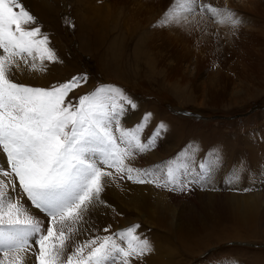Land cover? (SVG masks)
Instances as JSON below:
<instances>
[{
	"label": "rangeland",
	"instance_id": "obj_1",
	"mask_svg": "<svg viewBox=\"0 0 264 264\" xmlns=\"http://www.w3.org/2000/svg\"><path fill=\"white\" fill-rule=\"evenodd\" d=\"M95 1L97 0H59L55 7L53 18L47 22L39 21L40 19L32 14L41 28V33L48 37L49 44L47 46L54 50L56 58L51 61L48 59L40 60L38 53H35L34 57L29 56L27 53L22 54V57H15L14 64L9 66V78L12 80L17 79L14 82L18 83L21 75L17 74L16 67L19 66L17 63L21 62L26 65L28 62V64H31L30 61H34L36 57L39 58L40 64L43 62V66L40 65V68H28L27 66L26 69L30 71L29 74L31 73V69L35 73L32 79L36 81L31 84L24 83L26 86L51 88L70 80L72 77H87L86 82L81 81L79 87L68 94L66 103L68 100H71L73 105L77 104L80 96L87 94L90 90V93H92L101 85L114 86L123 90L125 94L136 101V104L140 101L138 102L139 108L133 111L134 114L129 113L121 120V126L131 127L134 122L139 121L145 112H151V121L144 132L140 134L142 143L147 144L150 151H155L162 147V143L168 142L172 146L171 151L165 155V159L163 160H166L165 162L170 166L173 164H184L188 169L187 171L181 169L178 173L180 178L178 180L184 184L183 187L186 184L184 182V180H187L186 176L189 179L188 181L192 180L194 183L192 184L194 188H190L186 184L188 188L186 190L185 186L183 191L179 188L172 190L174 185L171 183L167 187L157 186L160 191L162 190L161 193L168 196H163L159 199L155 191H153L154 195L152 191L147 190L150 196L155 199L151 203L146 201L144 204L142 202L137 203L141 208L142 206L144 208H159V206L160 208H164V205H170V207H165L172 208V213L167 211L169 217L171 215L174 216L172 220L170 219V222L173 224L175 220L174 224L190 225V229H187L190 231L189 237L191 238V234L193 233V238L187 239L186 247L190 254L183 250L184 248H182L178 239L173 236L172 239L168 238L166 248L168 251H173L174 255L172 253V257H170V254L165 251L160 254L161 258L168 261L171 259L172 263L174 262L173 264H222V262L228 261H235L236 264H264V234L262 231L250 237L244 231L242 233L243 228H239L238 225L236 226L235 220H231L232 217H230V220L224 219L225 208L218 199L221 193H230L233 189L229 184L231 179L228 176L231 167H244V171L241 172L239 177L240 184L244 187L249 186L250 190L260 191L259 194H262V203L258 211L259 219L257 218L258 222H256L260 225L263 223L264 228V171L259 177L257 174H254L255 161L248 149V146H252L250 144L253 141H264V1L255 0V3H253L254 0L249 1L250 10L245 7L238 14L243 27L250 31L251 29L256 30L255 36L252 33H247L246 35L242 32L240 34L243 37L237 39L236 47L231 48L233 46L228 44V36L223 35L224 32H216L218 35L213 34L211 39H214L215 42L211 44V47H213L212 51L215 53L210 51V55L206 57L208 60L205 59L206 61H203L205 63L203 66L207 70H205L204 76L199 81L192 79L187 70L183 68L177 69L176 63L169 66L173 57L171 51L177 47L181 48L183 46L182 43H185L184 39L173 30H167V32L162 30L163 33H160L161 35L157 34L156 39L155 32L158 31L159 33L162 29L158 24V20L154 18L150 19V15L148 17V15L140 14L139 12L133 15L129 9L135 5L127 4V7L114 13L111 21L106 26V40L98 51L92 35H86L82 30L84 26L83 20L92 21V18L95 22L96 19L99 21L100 13H97V8H100V6ZM211 1L216 2L218 0ZM231 1L235 6L238 4L235 2L236 0ZM18 2L20 3L21 0H18ZM220 4L223 6L225 3L221 0ZM109 5L112 7L111 2H109ZM257 6L259 7L257 8ZM24 7L30 13H33L25 4ZM235 16L233 19L237 18ZM219 26H222V24L213 22L209 30L213 31L214 28L217 29ZM242 26L238 25V28ZM25 27L28 28L31 25H25ZM241 29L239 28V32ZM257 33L258 36L256 38ZM224 36L227 38L223 39ZM118 39L120 43L114 44L113 42ZM110 47L124 49V53L119 60L120 62L117 63L115 55L110 54ZM224 51L229 52L225 55ZM178 52H181V50ZM170 55L171 57H169ZM222 55L225 56L223 57ZM164 56L168 57L167 61H164L166 60ZM172 69L177 70V73L172 72ZM214 71L221 73L219 77L221 79H215L213 83L208 84L207 82L212 77V74L215 73ZM29 74L27 76H30ZM194 74L195 72L192 71V75ZM53 76H56L57 79L52 78ZM50 80H53V85L47 84ZM205 82L207 84H203ZM160 121L166 124V129L160 137L154 143L145 140V137L149 136L153 127ZM113 133L119 137V131L115 125H113ZM167 134L171 135V140ZM121 147L127 146L121 143ZM214 151H219L224 163L222 168L214 171L215 181L209 184L212 178L209 179L207 174L200 176V173H196L197 170L200 172L203 170L195 165L200 162H207ZM132 152L133 148L131 149ZM97 154L96 156L99 157L100 154ZM141 154L143 153L141 152ZM129 158V160H132L129 163L136 165L135 160L132 157ZM247 160L249 162H246ZM188 161H191V163ZM3 162L4 156H0V164ZM137 166L144 169L146 165L142 166V164H138ZM149 168H146L147 174H144L145 172L137 173L138 178L145 180L146 175H149L153 180L155 179V185H162L166 182V177L160 176L155 167H153L154 170H150L151 168ZM262 169L264 170V168ZM220 170L222 171L220 172ZM141 175H144V177ZM135 179L137 181L140 180L133 178V181H136ZM128 180L132 182L131 179L127 178V182H129ZM150 182V180H147L145 183L149 184ZM145 183L137 185L141 186ZM151 184L153 183L151 182ZM213 186L215 187L213 188ZM218 186L221 187L219 188ZM190 189L194 191L191 192ZM138 190L141 191L140 189H136V191ZM213 190L214 192H212ZM217 192L219 194L216 196ZM212 193H215L213 194L214 196ZM18 198L23 204L27 201L22 194ZM142 199L144 200V196H142ZM29 210L32 215L41 213L33 206ZM37 218L43 224L49 223L44 218ZM144 220L145 218L143 220L139 218V220L133 223V225L141 224L136 233L142 234L140 235L142 239L144 237L148 240H153L152 238L156 236L154 235L156 234L154 230L155 222H151V220L147 223ZM210 226L215 230V234L222 235L220 238L225 236L228 231L237 228L242 235L239 233V235L235 236V238L240 237L239 239H235L234 237L223 238L222 242L217 237L208 238L211 234L208 235V230L205 229H210ZM152 231L154 234H152ZM113 236L116 237L115 234ZM91 237L92 235H89V238L77 240L78 245L90 240ZM35 239V236L31 237L30 243ZM32 246L33 251L30 253L31 263L38 264L36 259L38 245L32 244ZM151 248L155 253L154 243H151ZM71 251L68 248L65 257ZM12 257L13 253L10 252L8 259ZM0 259L7 258H4L3 254L0 253Z\"/></svg>",
	"mask_w": 264,
	"mask_h": 264
},
{
	"label": "snow or ice",
	"instance_id": "obj_2",
	"mask_svg": "<svg viewBox=\"0 0 264 264\" xmlns=\"http://www.w3.org/2000/svg\"><path fill=\"white\" fill-rule=\"evenodd\" d=\"M197 9L213 16L220 11L201 0H170L158 23L186 24L187 14H195ZM224 12L232 25L241 23L238 17L233 19L235 14L230 10ZM48 44L36 18L22 3L0 0V154H4L0 177L12 178L0 179V253L4 258L13 253L11 260L0 259V264H23L21 253L30 251L32 244L38 245V264H131L130 258L152 251L150 241L135 234L140 225L115 234L121 241L126 240V246L111 235L76 245L71 237L74 227L67 228L66 234L65 225L82 220L83 206L103 191L102 178L112 175L103 170L105 165L117 173L127 172L128 179H133V172L147 173L145 169L128 167L124 158L132 154V148L142 152L148 147L140 134L148 127L152 113L145 112L131 127H122L121 120L138 106L119 88L101 85L80 96L73 105L70 100L65 102L66 97L81 81L86 82V76L72 77L51 88L26 86L9 78V66L22 54L34 57L38 53L41 60H54V50ZM113 125L119 137L114 135ZM165 129L166 124L160 121L145 140L154 143ZM121 143L127 147H121ZM223 163L219 151H214L207 162L195 166L203 170L200 176L208 174L210 179ZM181 169L188 170L184 164L169 166L166 182L157 186L171 183L172 190L183 191L178 180ZM242 171V166L231 167L229 179L238 180ZM20 194L44 215L48 224L31 214L18 198ZM33 236L36 239L30 243ZM69 247L73 250L65 257Z\"/></svg>",
	"mask_w": 264,
	"mask_h": 264
},
{
	"label": "bare ground",
	"instance_id": "obj_3",
	"mask_svg": "<svg viewBox=\"0 0 264 264\" xmlns=\"http://www.w3.org/2000/svg\"><path fill=\"white\" fill-rule=\"evenodd\" d=\"M157 1L156 0H97V1H95V3L100 6V8H97V13H100L99 21L96 19V22H95L92 18H91L92 21L83 20L84 26L82 27V30L86 33V35H88V34H90V36L92 35V37L95 39L94 44L98 50L100 48V46L102 45V43H104L106 40V34H107L106 26L109 23V21H111L112 16L114 15L115 12H117L118 10H120L122 8L127 7V4L135 5L133 8L129 9L130 13H132L133 15L137 14L138 12L140 14L143 13V14L148 15V17L150 15V19L154 18V19H157L159 21L161 18L162 12L168 8L170 0H157ZM220 1L221 0H218L216 2H212L211 0H201V3L211 4L213 7L220 10L215 16H213V14H211L207 10H205L203 13H200L199 9H197V12L195 14H191V13L187 14V21L188 22L186 24H182L180 26H161L158 23L162 27V29L160 30L159 33H158V31H156L154 34L155 38L157 39V34L161 35L163 33L162 30H165L166 32H167V30H173L174 32H176L178 35H180L184 39L185 43H182L184 48H183V46H181V48L177 47L176 49L171 51L172 52L171 55L173 57L171 58V62L169 63V66L176 63L175 66H178L177 69L183 68V69L187 70V73L188 74L190 73L189 76L196 81L201 80L200 78L204 76V72H205V70H207L206 67L203 66V65H205V63H203V61L206 59V57L208 55H210L209 52L211 51L212 53H215L212 51L213 47H211V44L215 42L214 39L213 40L211 39L213 34L218 35V33H216V32H224L223 35L228 36V44L230 46H233L231 48H234V46L236 47L237 39H240V37H243V35L241 36L240 33L243 32L246 35H247V33L248 34L252 33V35L255 36L256 30H254V29L253 30L251 29V31L247 30L245 27L242 26L241 23L239 25H241L242 27H239V28H242V29L239 32L238 25H235V26L232 25L231 22L227 19L226 13L224 12L225 9L230 10L231 12H233L238 17L239 11H242L245 7L248 10H250V6H249L250 2L249 1H253V0H240V1L236 0L235 2L238 3L236 6L233 4V2L231 0H223V2L225 4L223 6H221ZM58 2H59V0H21L20 3H23V5L25 4L26 6H28L30 8V10L33 12L31 14H33L36 18L40 19L39 21L47 22L49 19L53 18V15L55 13V7L58 4ZM109 2H111L112 7L109 5ZM253 3H255V0L253 1ZM258 7L259 6H257V8ZM248 13H249V11H248ZM248 16H250V15H248ZM220 20H223V22L222 23L217 22ZM258 20H260V19H258ZM152 21L154 22V20H152ZM213 22H215L216 24H222V26H219L217 29L214 28L213 31H211V30H209V27L211 26V24ZM253 26H254V24H253ZM108 29H109V27H108ZM258 33L256 35V38L258 36ZM225 36L223 39L227 38ZM252 38H253V36H252ZM122 40H121V42H123ZM113 43L118 44V43H120V40L119 39L115 40ZM224 43H225V41H224ZM194 47H195V49H194ZM110 49H111L110 54L115 55L116 62L117 63L120 62L119 60L124 53V49L111 48V47H110ZM217 49H219V48H217ZM223 49H224V47H223ZM0 50H1V52H0V55H1V53L3 54V51H2V49H0ZM179 50H181V52H178ZM145 51H146V49H145ZM141 52L143 53V51H141ZM228 52L226 51L224 54L227 55ZM156 53L158 54V52H156ZM191 53H194V54H191ZM160 55H162V54L160 53ZM171 55L169 57H171ZM225 55H222V56L224 57ZM165 58H166V60H164V61H167L168 57H165ZM38 59L39 58L35 57L34 61L28 60V61H30L31 64H28V62H27L26 65L22 64L21 62L17 63V65H19L16 67L17 68V74L19 73L21 75V77L18 80V83H22V84L29 83V84H31V83L36 81L35 79H32L34 74H35L32 71V69H31V73L29 74L30 71L27 70L26 68H27V66H28V68L29 67L40 68V65H42L43 62L40 64L39 62L41 59L40 60H38ZM206 60H208V59H206ZM192 71L195 72L194 75H192ZM172 72L177 73V70L172 69ZM28 74L30 76H27ZM209 74H212V73H209ZM220 75H221V73L219 71L215 72L212 74V77L210 78V80L208 82L206 80V82L208 84L213 83L215 79H221V78H219ZM52 78L57 79L56 76H53ZM15 80H17V79H15ZM15 80H13V81H15ZM53 80H50V82H47V84H52ZM56 82H58V81H56ZM206 82L203 84H207ZM56 85H58V84H56ZM70 95H72V94H70ZM134 102H136V101L134 100ZM138 102H140V101H138ZM138 102H137V106H138L137 108H139ZM130 114L133 115L134 112L132 111V112H130ZM137 119H138V117H137ZM167 136L171 140V135L167 134ZM168 138H167V140H168ZM250 145H252V146H248V149L250 150V154L254 157V161H255L254 174H257V176L259 177V175L261 173H263V171H264L262 169V168H264L263 167L264 166L263 165L264 164V141L263 142H261V141H257V142L255 141L254 142L253 141L252 144H250ZM171 147L172 146L168 142L165 141V143H162V147L160 149L155 150V151H150L149 148L147 147L146 150L142 151L143 154H141V151H138V150L133 148L132 154L125 156L124 164L127 165L128 167L133 168V169H142V167L137 166L138 164H142V166L146 165L144 167V169H146L147 167H150L151 168V169L149 168L150 170H154L153 167H155V169H157L159 175L162 176L163 178H165L167 168L170 165H168V163L165 162L166 160L164 161L163 159H165V155L171 151ZM237 154H238V152H237ZM0 156H4V155L0 154ZM239 156H242V155H239ZM129 157H132L135 160L136 165L133 163L132 164L129 163V161H132V160H129L130 159ZM246 162H249V161L247 160ZM235 165H237V164H235ZM251 167H252V165H251ZM103 170L112 173L111 176H105L102 178L103 191L97 197H94L90 203H86L83 206V209H82L83 219L82 220H80L79 222H77L75 224H72L71 222H69L68 224L65 225L66 234H67V228L74 227V229H75V231L73 233H71L72 242L74 244L78 245L77 240H81L83 238H89V235H92L91 239H94L96 237L103 238L105 235L113 236L114 234L121 232L123 229L131 227L133 225V223H135L137 220H139V218H142V220L145 218L144 221L147 223L151 220H152L151 222H153V221L155 222V226L154 225L153 226H154V230L156 231V234H154V232H153L154 230L152 231V234H154L156 236L152 238L153 240H149V241L152 244L154 243L156 251H155V253H154V250L151 252H147L144 255L140 256L139 258H130L131 264H173L174 262L172 263L171 259H169V261L164 260L160 256L161 253H164L166 251L168 254H170V257H172L171 255H172L173 251H168V249L166 247H167L168 238L172 239L173 236L178 239V241L182 245V248H184L183 250H185L186 253H188L189 250L186 247H187V241H188L187 239L190 238L189 237L190 231L187 228H189L190 225L185 226L186 224H184V225L177 224V223L174 224L175 220L173 221V224H172V222H170V219L172 220V217H174V216L171 215V217H169L168 213H167V211L172 213V210H171L172 208H165V207H170V205L169 206L164 205L165 206L164 208H160V206H159V208H144V206H142V208H141L138 206L139 202L140 203L142 202V204H144L145 201L151 203L152 200L155 199V198H152L150 196V194L148 193L149 190H150V192L152 191V193H153V191H155L156 196H158L159 199H161L163 196H168L164 193H161L162 190L160 191L159 188L157 187V184L156 185L154 184L153 181H155V179L153 180L149 175H146L145 180L146 181L150 180L153 184H151V182H150L149 184L145 183V184L139 186V185H137L139 183L137 182L136 179H135L136 181H133V179H131V181L134 184L132 182H130L129 180H128L129 182H127V176H128L127 172L117 173L115 168L108 167L107 165L104 166ZM222 170H220V172ZM197 172H198V174L201 173L198 170L196 171V173ZM247 172H248V170H247ZM144 174H147V173H144ZM149 174H150V172H149ZM152 175H153V173H152ZM210 175H211L212 179L210 180L209 184L212 181H215L214 171ZM132 176H133V178L140 179V178H138L139 176L137 175L136 172H133ZM141 176L144 177V175H141ZM207 176H209V175L207 174ZM148 177H150V178H148ZM182 177H183V175H182ZM6 178H7V180L11 179L8 177H0V179H5V180H6ZM165 179H167V177ZM178 179H180L179 175H178ZM186 179L187 180H184V182L188 185V187H190V188L193 187L192 184H194V183L192 182V180L188 181L189 179L187 176H186ZM216 183H217V181H216ZM223 183H225V182H223ZM186 184H185V186H186ZM229 184L231 185V187H233L232 191H230V193L229 192L221 193L218 196L219 201H221V205L225 208L224 209L225 213L223 214L224 219L230 220V217H232L231 220L232 221L235 220L234 221V223L236 222L235 225L236 226L238 225L239 228H243L242 233L244 231L245 234L249 237L253 236L255 234H258L259 231H262V233L264 234L263 223L261 224L262 227L259 223H257L258 222L257 220L259 219L258 218L259 217L258 216L259 206L262 203V194H259L260 191L256 192L255 190H250L249 186H247V187L242 186V184H240L239 179L238 180H232V181L230 180ZM251 185H254V184H251ZM188 187L187 186L185 187L186 190ZM214 187L215 186H213V188ZM136 189H140L141 191H139V190L136 191ZM190 190H191V192L194 191L192 189H190ZM158 191H160V192H158ZM212 192H214V190ZM196 193H195V195H196ZM213 194H215V193H212V195ZM218 194L219 193L217 192V194H215V195L217 196ZM154 195H152V196H154ZM142 196H144V200L142 199ZM168 199H170V198H168ZM159 202H157V203H159ZM153 203L155 204L154 201H153ZM212 203H213V201H212ZM148 204H146V205H148ZM25 205L27 207L31 208V205L28 204V201H26ZM261 212H263V210H261ZM230 214H232V215H230ZM34 216L45 219L44 215H42L41 213L34 214ZM168 217H169V221H168ZM234 223H232V224L234 225ZM105 229H107V232H105ZM205 230H208V235L211 234L208 238L217 237L220 240H222L223 238H229V237L235 238V236L239 235V233H240L239 232L240 230H238V228H237V229H233V230L228 231V233H226L225 236L220 238L222 235L220 236L218 234H215V230H213V228L211 226H210V229L207 228ZM192 231H194V230H192ZM84 232H85V234H84ZM192 234H191V238H193ZM136 235L140 236L142 234L136 233ZM157 236H160V237H157ZM114 238L116 239L117 243H121L124 246H126V240L121 241L119 237H114ZM239 238L240 237L235 238V239H239ZM230 239H228V240H230ZM241 239H246V238H241ZM161 241H162V243H160ZM222 242H223V240H222ZM169 243H171V242H169ZM217 243H219V242H217ZM69 248L71 250H73L71 247H69ZM32 251H33V246L31 247L30 251L21 253V255L23 257V264H32L31 263V257H30V253ZM85 252H87V249ZM191 253H192V251H191ZM188 254H190V252ZM173 255H174V253H173ZM12 258H10V259L7 258V259L11 260ZM108 264H111V262H108Z\"/></svg>",
	"mask_w": 264,
	"mask_h": 264
}]
</instances>
